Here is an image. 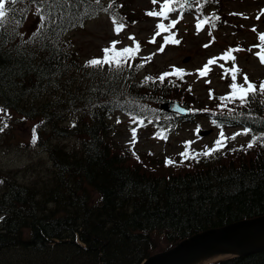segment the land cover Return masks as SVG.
<instances>
[{"label":"trees","instance_id":"1","mask_svg":"<svg viewBox=\"0 0 264 264\" xmlns=\"http://www.w3.org/2000/svg\"><path fill=\"white\" fill-rule=\"evenodd\" d=\"M103 1L54 7L55 22L43 21V38L23 43L5 33L15 29L27 40L40 22L36 5L18 0L0 29V108L15 117L5 120L4 131L33 122L41 151L23 169L0 171V264H139L163 250L160 243L169 247L264 214V140L235 157L153 172L113 150L111 113L124 106L155 118L156 102L186 95L174 82L129 83L122 68L77 59L66 35L102 11ZM28 10L35 20L27 33ZM222 115L226 124L264 136V95ZM214 264H264V250Z\"/></svg>","mask_w":264,"mask_h":264},{"label":"rangeland","instance_id":"2","mask_svg":"<svg viewBox=\"0 0 264 264\" xmlns=\"http://www.w3.org/2000/svg\"><path fill=\"white\" fill-rule=\"evenodd\" d=\"M109 1H115L118 4L114 17L125 24L124 29L117 35L112 23L113 16L107 14H99L89 20L83 28L69 34L72 48L76 51L78 59L82 63H87L94 58H102L103 49L111 47L113 41H119L115 45L117 50L124 47L134 48L135 42H138L139 52L134 58L128 60L135 64L133 67L137 69L138 76L158 78L165 72H172L173 68L183 69L187 73L183 79L171 75L164 81L174 82L179 92L186 94L188 102L185 103V107L190 108L192 112L194 110L187 121L178 122L171 129L163 130L151 121L142 120L143 124L139 126L138 122H133V118L117 114L113 120L114 134L108 139L113 150L118 153L127 152L131 156L129 160L142 162L139 168L153 172L154 167L167 168L182 160L191 164L192 158L185 159L180 155L186 150L185 142H192L188 148L190 154L201 152L199 157L204 158L205 155L202 153L206 147L211 148L214 145L221 131L229 138L238 133L234 128L218 130L213 127L204 116L206 112L204 110L221 111L224 108L220 98L232 91L230 85L233 81L231 75L226 73L233 63L240 70L237 84H244V74H247L249 80L257 86L264 81V64L260 63L257 56V53L264 54L259 40V35L264 34V14H262L264 0H218L217 5L213 8L211 6L204 16L202 13L199 14L200 11L202 12V7L198 8V5L195 7L196 3L192 0L191 8L183 11L182 19L178 10L169 13L168 19L146 15L148 11H159L163 4L162 0H157L155 5L152 0ZM204 2L205 0H202V3ZM207 4L209 2L205 6ZM231 13L243 15H231ZM33 16L34 14L30 12L27 25L33 23ZM211 16L220 17L218 21H215V27L213 28L209 23L197 32L198 20ZM258 16L259 19H257ZM172 20H178V23L171 28L170 32H161L160 35L155 36L158 23L162 21L168 25ZM253 28L256 31H252ZM170 34H174L175 39L180 43H169L162 53L158 52V48L164 45V38ZM154 36L156 42L151 43ZM129 37H134L135 41ZM206 44L209 46L204 47ZM229 49H242L232 52L236 58L235 62L218 60L216 64L210 66L211 70L207 76H199L197 69L203 68L210 58L220 57ZM148 57L151 58L147 59ZM220 65H223V68ZM215 101L218 102L215 103ZM8 117L9 115L0 113V127L3 126L1 120ZM30 127L29 122L12 126L11 138L10 136L6 138V135L0 132V168H22L29 159L40 155L39 150L29 147L32 139ZM197 127H199L198 133ZM133 129L136 132L134 144ZM205 131L209 133L200 134ZM242 135H237L234 140L229 139L226 147L211 156H222L225 153L227 156H236L238 152L233 148L244 149L242 145L249 141L247 136ZM133 153L138 156H134ZM167 160L172 163H166ZM159 236L162 237L160 234Z\"/></svg>","mask_w":264,"mask_h":264},{"label":"snow or ice","instance_id":"3","mask_svg":"<svg viewBox=\"0 0 264 264\" xmlns=\"http://www.w3.org/2000/svg\"><path fill=\"white\" fill-rule=\"evenodd\" d=\"M18 2V0H0V29H4L5 27V19L9 14L10 6L14 5ZM194 3L199 4L200 0H193ZM30 3L35 4V14L38 17L39 27H36L34 30L31 31V35L27 40H24L23 34L19 31L13 29L10 33H5L6 35L11 38L12 36H19L21 38V41L23 43H33L37 42L40 39L43 38V28L44 23L43 21H47L49 23H54V19L51 16V9H53L56 6H59L65 11H70L72 7L75 6V0H30ZM96 3L99 4L100 0H96ZM152 3L155 5L157 3V0H152ZM66 6V7H65ZM181 12L180 19L183 18V10L186 8H191V4L189 3V0H164L163 4L160 6L159 11H148L146 12V15L150 17H160L162 19H168V14L171 12H176L178 9ZM264 14V13H262ZM231 15H243L238 13H231ZM246 18V17H245ZM220 19L219 16L214 17H205L204 19H199L196 24L197 32L201 31L204 27V25L211 23V26L215 27V21H218ZM259 19V16L257 17ZM112 23L115 26L114 31L118 35L125 27V24L118 20L117 17H112ZM176 23H178V20H172L170 24L165 25L162 21L156 25V28L158 31H156L155 36H158L161 34V32H170L171 28L175 27ZM20 22L17 21V26H19ZM83 25L81 24V27ZM252 31H256L255 28L252 29ZM155 36L150 41L151 43H155ZM129 39H132L135 41L134 37H129ZM259 40L261 42L262 50H264V34L259 35ZM164 45H161L158 48V52H163L165 50V46L169 43L171 44H179L180 41L175 39L174 34H170L164 38ZM3 36L0 35V44H2ZM119 43V41H113L111 42V47L103 49L104 56L102 58H94L92 60H89L86 64V66H92V67H103L104 65H108L109 68H112L115 66L117 69L121 67L123 64L127 63L129 59H132L135 57V55L139 52L140 45L138 42H135V47H124L121 50H117L115 45ZM209 45H204V47H208ZM242 49H229L227 52H225L220 57H213L210 58L203 68L197 69V72L200 77L207 76L208 72L211 70L210 66L217 63L218 60H224V61H233L235 62V56L232 55V52L234 51H241ZM251 51V49H249ZM257 56L260 60L261 64H264V54L257 53ZM151 57H148L147 59H150ZM221 68H223V65H220ZM240 70L237 66H235V63H233V66L227 70L226 74L231 75V79L233 83L230 85V88L232 89L231 93L225 97H221V100H227L231 102H235L236 100H239L242 105L247 104L249 102L250 97H254L257 94L264 95V81H262L258 86L251 82L247 76V74H244L243 80L244 84H237V76L239 74ZM187 74L184 72L183 69H176L173 68L172 72H165L161 74L158 79L161 83L164 82L165 78L171 75H176L178 78L183 79V76ZM146 80L151 78H145ZM210 83V81H206ZM246 85V86H245ZM190 90V89H189ZM211 98V93H210ZM0 113L6 114V110L3 108H0ZM119 122V121H118ZM133 122L140 124H143V121H137L135 117H133ZM74 126V125H73ZM4 127H7L5 124L3 127H0V132L4 130ZM35 131V130H34ZM197 133L199 132V127H197ZM249 129H244L242 133H236L232 137H226L224 132L221 131L219 133L218 139L214 142V145L211 148L205 149V151L202 153V155L210 156L216 152L221 151L224 147H226L227 141L229 139H235L237 135H248ZM132 137H133V144L135 142L136 138V132L135 129L132 131ZM164 138V137H162ZM264 140V136L254 138L253 141L249 142L247 145V148L251 149L254 144L256 143V140ZM33 143L36 142L35 135L33 136ZM191 141L185 142L186 150L185 152L181 153L180 155L184 157L185 159L192 158L194 159L195 156L191 155L188 151L189 146L191 145ZM135 155V153H133ZM200 155V153L196 154ZM166 163H172V161L167 160ZM0 219H3V217H0Z\"/></svg>","mask_w":264,"mask_h":264},{"label":"water","instance_id":"4","mask_svg":"<svg viewBox=\"0 0 264 264\" xmlns=\"http://www.w3.org/2000/svg\"><path fill=\"white\" fill-rule=\"evenodd\" d=\"M169 107V105H164ZM264 215L209 229L178 243L143 264H188L207 255L235 256L264 249Z\"/></svg>","mask_w":264,"mask_h":264},{"label":"bare ground","instance_id":"5","mask_svg":"<svg viewBox=\"0 0 264 264\" xmlns=\"http://www.w3.org/2000/svg\"><path fill=\"white\" fill-rule=\"evenodd\" d=\"M205 1L208 2V0H205ZM76 239H77V235H76ZM223 258H226V256L225 255H207L205 257L196 259V260L190 262L189 264H208V263L213 262L217 259H223Z\"/></svg>","mask_w":264,"mask_h":264}]
</instances>
